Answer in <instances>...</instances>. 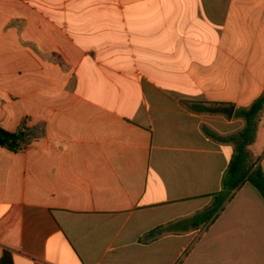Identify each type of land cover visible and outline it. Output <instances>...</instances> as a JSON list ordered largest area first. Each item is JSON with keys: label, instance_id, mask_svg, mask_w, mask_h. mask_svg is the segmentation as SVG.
Returning a JSON list of instances; mask_svg holds the SVG:
<instances>
[{"label": "crops", "instance_id": "1", "mask_svg": "<svg viewBox=\"0 0 264 264\" xmlns=\"http://www.w3.org/2000/svg\"><path fill=\"white\" fill-rule=\"evenodd\" d=\"M262 95L264 0H0V257L264 264L250 183L189 225Z\"/></svg>", "mask_w": 264, "mask_h": 264}, {"label": "trees", "instance_id": "2", "mask_svg": "<svg viewBox=\"0 0 264 264\" xmlns=\"http://www.w3.org/2000/svg\"><path fill=\"white\" fill-rule=\"evenodd\" d=\"M263 107L264 95L256 99L248 108L236 110L234 116L241 118L245 125L243 129L225 139L233 144V151L222 176L221 190L211 196L212 201L209 206L189 220L190 227H205L211 224L222 211L224 205L246 182L257 189L264 202V173L258 162L260 157L253 158L248 151V147L254 142L259 114ZM29 141L30 139L23 129L17 132H9L0 128L1 147L16 151L28 145ZM161 229L158 227L150 233L159 232ZM0 264H14L12 254L4 251L0 257Z\"/></svg>", "mask_w": 264, "mask_h": 264}, {"label": "rangeland", "instance_id": "3", "mask_svg": "<svg viewBox=\"0 0 264 264\" xmlns=\"http://www.w3.org/2000/svg\"><path fill=\"white\" fill-rule=\"evenodd\" d=\"M259 120L261 121L263 126L258 127V123H257L254 142L252 143V145L248 149V151L251 155H253V152H257L262 147V145L264 143V110L261 111L260 116L258 118V122H259Z\"/></svg>", "mask_w": 264, "mask_h": 264}, {"label": "water", "instance_id": "4", "mask_svg": "<svg viewBox=\"0 0 264 264\" xmlns=\"http://www.w3.org/2000/svg\"><path fill=\"white\" fill-rule=\"evenodd\" d=\"M228 114H231L232 113V108L228 109V110H225Z\"/></svg>", "mask_w": 264, "mask_h": 264}]
</instances>
